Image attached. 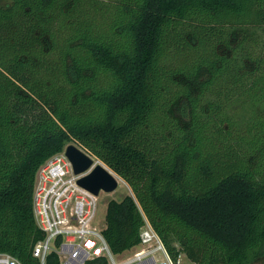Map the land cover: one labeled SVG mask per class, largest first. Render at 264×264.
Returning <instances> with one entry per match:
<instances>
[{
    "label": "trees",
    "instance_id": "1",
    "mask_svg": "<svg viewBox=\"0 0 264 264\" xmlns=\"http://www.w3.org/2000/svg\"><path fill=\"white\" fill-rule=\"evenodd\" d=\"M72 142L132 190L107 204L114 253L144 213L174 261L264 264V0H0V253L20 264H41L36 174Z\"/></svg>",
    "mask_w": 264,
    "mask_h": 264
},
{
    "label": "built area",
    "instance_id": "2",
    "mask_svg": "<svg viewBox=\"0 0 264 264\" xmlns=\"http://www.w3.org/2000/svg\"><path fill=\"white\" fill-rule=\"evenodd\" d=\"M66 147L47 160L35 178L34 216L44 237L34 246L33 254L41 264L47 263L51 253L57 255L60 264H181L183 255L180 254L177 261L171 258L144 213L145 224L140 231V243L133 248V255L124 256V252L116 254L112 251L104 228L94 223L99 194L79 183L96 164L102 162L99 159L86 171L77 174L66 155ZM0 264L20 263L12 255L0 253Z\"/></svg>",
    "mask_w": 264,
    "mask_h": 264
},
{
    "label": "water",
    "instance_id": "3",
    "mask_svg": "<svg viewBox=\"0 0 264 264\" xmlns=\"http://www.w3.org/2000/svg\"><path fill=\"white\" fill-rule=\"evenodd\" d=\"M66 155L72 162L77 174L86 171L99 160L95 155L87 153L75 144L66 147ZM116 176L120 177L117 173H113L108 166L98 163L88 175L79 180V183L96 195L101 191L110 193L118 188L119 181Z\"/></svg>",
    "mask_w": 264,
    "mask_h": 264
},
{
    "label": "rangeland",
    "instance_id": "4",
    "mask_svg": "<svg viewBox=\"0 0 264 264\" xmlns=\"http://www.w3.org/2000/svg\"><path fill=\"white\" fill-rule=\"evenodd\" d=\"M243 108L244 107L240 104V102H236V103L232 104L230 112L238 114L239 116H241L242 114L248 112L247 111V109H248L247 107H246V110H244ZM179 114L182 115V117L184 119H187L188 118V109H187V107L184 106L182 111ZM70 144L78 145L75 142H72ZM78 146L81 147L80 145H78ZM110 170L113 173H115L111 168H110ZM118 181H119V185H118V188L115 191L110 192V193L105 192V191H101L99 193L98 211H97V215L95 217L94 223L100 228H105V226H106V210H107L108 202L110 200H112V199L117 200V201H121L126 195L132 194V190H131L130 186L124 181V179L122 177L121 178L119 177ZM134 251H135V249L127 250V251L124 252V254H125L124 256H131V255H133ZM181 254L183 255L181 264H194L191 260H189L187 258V256L185 254H183V253H181ZM118 258L120 259L121 256H118Z\"/></svg>",
    "mask_w": 264,
    "mask_h": 264
}]
</instances>
